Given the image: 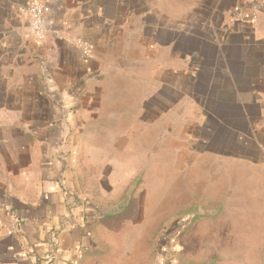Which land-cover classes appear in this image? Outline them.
Returning a JSON list of instances; mask_svg holds the SVG:
<instances>
[{"label": "crops", "instance_id": "obj_1", "mask_svg": "<svg viewBox=\"0 0 264 264\" xmlns=\"http://www.w3.org/2000/svg\"><path fill=\"white\" fill-rule=\"evenodd\" d=\"M30 1L0 0V264H149L198 163L211 192L222 165L262 180L264 12L231 19L254 0H37L41 43Z\"/></svg>", "mask_w": 264, "mask_h": 264}, {"label": "rangeland", "instance_id": "obj_2", "mask_svg": "<svg viewBox=\"0 0 264 264\" xmlns=\"http://www.w3.org/2000/svg\"><path fill=\"white\" fill-rule=\"evenodd\" d=\"M214 130L222 132L219 128ZM231 139V136L227 137V142ZM213 140L219 145L224 142L221 137ZM171 154L172 150H166V157ZM244 165V172L240 173L231 167L228 173L222 165L223 174L228 176V188L226 190L219 186L211 192L207 190L208 183L205 182L209 179L210 173L206 172L208 168L197 164L198 195L192 198L182 196L180 200L185 201L182 212L167 216L166 230L161 228L153 231L149 264L153 262L159 235L165 232H168V239L161 240L157 264H162L164 249V263L172 258L173 264H239L241 255L245 258L244 264H251L253 257L256 259L255 255L260 254V258H264V244L260 247L248 244L252 241L254 227L263 230L261 235L264 234V213L253 212L255 209L264 210V166L255 172L256 176L260 174L262 180L259 182L253 180V166ZM210 172L220 174L221 167L212 166ZM170 201L169 206L172 208L173 199Z\"/></svg>", "mask_w": 264, "mask_h": 264}, {"label": "built area", "instance_id": "obj_3", "mask_svg": "<svg viewBox=\"0 0 264 264\" xmlns=\"http://www.w3.org/2000/svg\"><path fill=\"white\" fill-rule=\"evenodd\" d=\"M18 10L27 16L29 31L37 43L43 42L48 35V29L44 23V8L37 1L32 0L25 5H20ZM264 12V0H254L244 6H237L233 9L231 19L234 22L251 23L257 13ZM84 51H87V46L83 45ZM5 217H0V230L17 235L19 232V217L13 210L9 209L4 214Z\"/></svg>", "mask_w": 264, "mask_h": 264}, {"label": "trees", "instance_id": "obj_4", "mask_svg": "<svg viewBox=\"0 0 264 264\" xmlns=\"http://www.w3.org/2000/svg\"><path fill=\"white\" fill-rule=\"evenodd\" d=\"M162 228L163 229L165 228V230L167 229V227H166L165 224L162 226ZM167 234H168V232H165V233L159 235V240H158L157 245H156V248H155V254H154V259H153L152 264H157V260L159 259V249H160V246L159 245L161 244V240H163V239H165L167 237ZM166 239H168V238H166ZM167 244H168V241H167ZM164 251H165V249H164ZM164 251L162 252V256H161V262H162V264H173L174 263V259H172V258L168 259L167 262L164 263V258H163Z\"/></svg>", "mask_w": 264, "mask_h": 264}]
</instances>
